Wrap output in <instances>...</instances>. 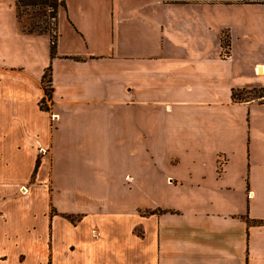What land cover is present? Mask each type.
Returning a JSON list of instances; mask_svg holds the SVG:
<instances>
[{
	"label": "crops",
	"instance_id": "0c3cea01",
	"mask_svg": "<svg viewBox=\"0 0 264 264\" xmlns=\"http://www.w3.org/2000/svg\"><path fill=\"white\" fill-rule=\"evenodd\" d=\"M61 1L0 0V264H264V0Z\"/></svg>",
	"mask_w": 264,
	"mask_h": 264
},
{
	"label": "rangeland",
	"instance_id": "374dc122",
	"mask_svg": "<svg viewBox=\"0 0 264 264\" xmlns=\"http://www.w3.org/2000/svg\"><path fill=\"white\" fill-rule=\"evenodd\" d=\"M58 3H59V0H47L45 3H41L37 1L34 4H26V5L18 4L17 11L15 10L16 18L18 22V28L20 29L21 27H23L26 29H31L33 32H29V33L40 31L48 35H53L55 16H52V15H54V12H55V9ZM40 105H42V102L40 103ZM50 119L53 120V118L51 117ZM7 169L11 170L10 172H15L12 175V180H14L16 177H21L23 175L24 168H7ZM31 173H32V168H26V177L27 176L29 177ZM27 179L30 180L29 178ZM35 181L34 183H36ZM12 191L7 190V188L3 189L0 187V195L4 194V192L11 193ZM31 196L41 197L44 195L41 192L37 191L36 194L33 193L31 194Z\"/></svg>",
	"mask_w": 264,
	"mask_h": 264
},
{
	"label": "trees",
	"instance_id": "16d2710c",
	"mask_svg": "<svg viewBox=\"0 0 264 264\" xmlns=\"http://www.w3.org/2000/svg\"><path fill=\"white\" fill-rule=\"evenodd\" d=\"M37 1L41 2V3H45L47 0H14L15 10L17 11L18 4H23V5L34 4ZM58 5H62V1L61 0H59ZM52 16H55V12H54V15H52ZM20 30L23 31V32H28V33L29 32H33L31 29H26V28H23V27H21ZM34 33L40 34L42 32L35 31ZM54 55H55V34L49 35V57L52 58V57H54ZM40 82H41V86L43 88L44 96L46 98H48L49 97V93H50V89H51L50 88V78H49V66L45 67V69L43 70V72L41 74V77H40ZM235 96H236V98H238L239 94L235 95V93H232V98H235ZM45 97L42 98V102H43ZM43 109H45V107H43ZM36 166H37V161L35 162V166H34L32 172L35 171Z\"/></svg>",
	"mask_w": 264,
	"mask_h": 264
},
{
	"label": "built area",
	"instance_id": "2783aa9c",
	"mask_svg": "<svg viewBox=\"0 0 264 264\" xmlns=\"http://www.w3.org/2000/svg\"><path fill=\"white\" fill-rule=\"evenodd\" d=\"M51 118H54L53 115L50 116Z\"/></svg>",
	"mask_w": 264,
	"mask_h": 264
}]
</instances>
